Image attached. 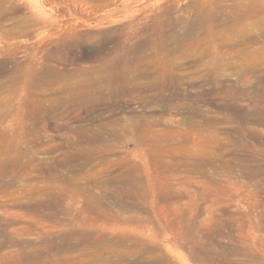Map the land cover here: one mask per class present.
<instances>
[{"label":"rangeland","instance_id":"374dc122","mask_svg":"<svg viewBox=\"0 0 264 264\" xmlns=\"http://www.w3.org/2000/svg\"><path fill=\"white\" fill-rule=\"evenodd\" d=\"M86 240L264 264V0H0V264Z\"/></svg>","mask_w":264,"mask_h":264},{"label":"bare ground","instance_id":"6f19581e","mask_svg":"<svg viewBox=\"0 0 264 264\" xmlns=\"http://www.w3.org/2000/svg\"><path fill=\"white\" fill-rule=\"evenodd\" d=\"M44 5L47 7V3H44ZM51 11H53V8H49ZM129 195V194H128ZM103 204H106V203H103ZM107 205V204H106ZM121 205V204H120ZM109 208H111V207H109ZM130 208H131V206H130ZM30 209H32V208H30ZM34 209H37V208H34ZM41 209V208H40ZM111 210V209H110ZM35 211V210H34ZM36 211H38V209L36 210ZM42 211V210H41ZM41 211H40V213H41ZM45 211V210H44ZM111 213V212H110ZM116 213V212H115ZM112 214V213H111ZM107 215V214H106ZM117 215V214H116ZM120 215V214H119ZM113 216H114V214H113ZM118 218V217H117ZM119 218H120V216H119ZM115 219V218H114ZM128 219V218H127ZM117 220V219H116ZM117 222V221H116ZM105 237V236H104ZM60 238V237H59ZM88 238V237H87ZM99 239V238H98ZM194 239V238H193ZM76 240V239H75ZM82 240V239H81ZM123 240V239H122ZM234 240V239H233ZM116 241H117V239H116ZM120 241H121V239H120ZM127 241V240H126ZM13 242V241H12ZM44 242V241H43ZM42 242V243H43ZM195 242V241H194ZM9 243H11V242H9ZM41 243V244H42ZM50 243V242H49ZM54 243H56V242H54ZM53 243V244H54ZM79 243V242H78ZM81 243V245H75V244H71V243H68V242H66V243H64L63 244V242H62V244H58V245H56V246H54L53 247V245H52V249L54 250V256H52L53 254H50V244H46L45 245V243H44V245L42 244V246H41V248H36V247H33V248H35V249H37V250H35V252L33 253L32 252V254H24L22 257H21V264H80L81 262H83V264H88L89 263V259L87 258V260L85 261V257H84V261H78V262H80V263H78L77 261H75L74 263L68 258V257H61V259H58V261H57V258H60V257H58V256H61V255H63V254H70V253H76V251H78L79 249H80V247L81 248H86V249H93V250H95V251H102V250H107V249H110L112 246H115L117 249H118V247H122L123 246V244H122V242H117V243H115V244H113V245H111L109 242H107V241H105V240H100V241H98V242H94V241H88L87 242V240L86 241H83V242H80ZM12 244V243H11ZM22 244V243H21ZM134 244V243H133ZM20 245V244H19ZM135 245V244H134ZM34 246H35V244H34ZM37 246H39L38 244H37ZM128 246H130V245H128ZM40 247V246H39ZM144 247H145V245H144ZM199 247V246H198ZM30 248V247H29ZM43 248H44V250L46 249V252L43 250ZM113 248V247H112ZM111 248V249H112ZM146 248V247H145ZM156 248V247H155ZM220 248V247H219ZM153 249V248H152ZM30 250L32 251L33 249H31L30 248ZM50 250V251H49ZM114 250V249H113ZM112 250V251H113ZM123 250V249H122ZM221 250V249H220ZM28 251V250H27ZM34 251V250H33ZM83 251V250H82ZM90 251V250H89ZM112 251H111V253H112ZM119 251H121V250H119ZM124 251V250H123ZM133 251V250H132ZM157 251H158V249H157ZM81 252V251H80ZM127 252V251H126ZM125 252V253H126ZM131 252V251H130ZM151 252V251H150ZM124 253V254H125ZM127 253H129V252H127ZM132 253V256H133V253L134 252H131ZM136 253V252H135ZM135 253H134V255H135ZM144 253V252H143ZM153 253H155V252H153ZM218 253V252H217ZM83 254V253H82ZM85 254V253H84ZM93 254V253H92ZM97 254V253H96ZM95 254V255H96ZM100 255H102L101 253H99ZM98 254V255H99ZM106 254H107V252H106ZM115 254H117V252H116V250H115ZM119 254H121L120 252H119ZM123 254V253H122ZM160 254H162V253H160ZM215 254V253H214ZM104 255V254H103ZM102 255V256H103ZM108 255H109V253H108ZM112 255V254H111ZM139 255H141V254H139ZM152 255V254H151ZM78 256V255H77ZM106 256V255H105ZM118 256V255H117ZM121 257H122V255H120ZM126 256V255H125ZM124 256V257H125ZM128 256V255H127ZM126 256V259L128 258ZM130 256V255H129ZM159 256V255H158ZM162 256V255H161ZM79 257H82V256H79ZM96 257H98V256H96ZM101 257V256H100ZM99 257V258H100ZM120 257V258H121ZM131 257V256H130ZM231 257V256H230ZM75 258V257H74ZM78 258V257H77ZM76 258V259H77ZM83 258V257H82ZM82 258L80 259L79 258V260H82ZM98 258V259H99ZM104 258V257H103ZM123 258V257H122ZM132 258V257H131ZM144 258V257H143ZM146 258V257H145ZM195 259H196V256L194 257ZM109 259V258H108ZM108 259H106V261H108ZM113 259H115V258H113ZM130 259V258H129ZM142 259V258H141ZM78 260V259H77ZM116 261H117V259H115ZM143 260V259H142ZM62 261V262H61ZM97 261V260H96ZM111 261V260H110ZM145 261V260H144ZM160 261H161V259H160ZM121 262H122V260L121 261H119V263L118 262H116L115 264H121ZM125 262V261H124ZM134 262V261H133ZM147 262V261H146ZM165 262V261H164ZM159 263H161V262H159ZM158 263V260L156 261L155 259L154 260H150L148 263H146V264H159ZM178 263V262H177ZM100 264H101V262H100ZM104 264V263H103ZM129 264H135V263H132V262H129ZM136 264H138V263H136Z\"/></svg>","mask_w":264,"mask_h":264}]
</instances>
